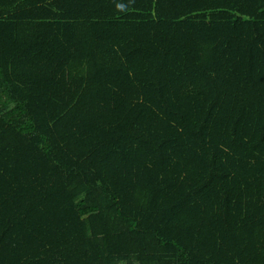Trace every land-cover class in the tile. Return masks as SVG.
Segmentation results:
<instances>
[{
	"label": "trees",
	"instance_id": "trees-1",
	"mask_svg": "<svg viewBox=\"0 0 264 264\" xmlns=\"http://www.w3.org/2000/svg\"><path fill=\"white\" fill-rule=\"evenodd\" d=\"M0 264H264V0H0Z\"/></svg>",
	"mask_w": 264,
	"mask_h": 264
}]
</instances>
